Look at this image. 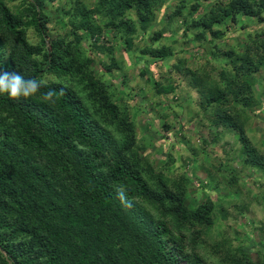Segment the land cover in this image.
Returning a JSON list of instances; mask_svg holds the SVG:
<instances>
[{
	"label": "trees",
	"instance_id": "16d2710c",
	"mask_svg": "<svg viewBox=\"0 0 264 264\" xmlns=\"http://www.w3.org/2000/svg\"><path fill=\"white\" fill-rule=\"evenodd\" d=\"M52 1L0 0V73L43 85L19 101L0 95V264H245L234 249L222 255L221 243L212 245V256L197 251L216 220L215 204L210 198L187 203L186 180L170 178L153 154L143 153L128 103L104 74L94 76L92 62L99 53L110 60L108 73L116 68L113 45L98 42L108 30L125 47L163 63L176 56L168 46L133 41L156 22L150 44L173 35L183 45L195 40L199 45L188 48L193 55L209 45L202 68L187 66L186 81L196 92L223 85L210 92L207 105L258 102L264 27L249 31L242 45L221 50L216 41L228 38L227 25L263 24L264 0H214L202 11L199 0H177L164 17L158 16L161 0H64L54 28L43 10ZM176 64L170 68L179 73L186 59ZM199 70L209 81L198 80ZM50 90L55 95L46 101ZM228 119L219 116L217 123ZM241 154L244 166L264 163L246 142Z\"/></svg>",
	"mask_w": 264,
	"mask_h": 264
},
{
	"label": "rangeland",
	"instance_id": "374dc122",
	"mask_svg": "<svg viewBox=\"0 0 264 264\" xmlns=\"http://www.w3.org/2000/svg\"><path fill=\"white\" fill-rule=\"evenodd\" d=\"M213 1L199 0V9L207 10ZM175 2L177 0H161L157 7L160 10L158 16L164 17L168 6ZM63 3L64 0H53L51 8L49 3L45 5L44 13L52 17L48 26L55 27L59 19L55 9ZM156 25L155 22L149 31L140 30L133 41L153 48L168 46L177 52L176 56L166 58L163 63L149 53H141L139 47H125L108 30L103 32L104 37L99 38L98 42L109 47L113 45L112 58L117 66L108 73L110 60L94 53V76L104 74L111 86L115 84L116 89L120 90L123 95L120 102L128 103L131 115L136 119L137 130L142 134L143 153L153 154L155 162L166 167L164 172L170 178L186 180V202L198 204L210 198L215 204L216 220L203 233L204 243L197 251L212 256V245L221 243L222 255L224 248L234 249L242 263L259 264L264 260V239L258 232L264 222V163L261 166L257 163L244 166L241 146L246 142L250 154L252 152V155L264 159V91L260 95L263 87L259 84L255 86L258 102L252 100L251 104L246 105V101L242 100V105H239L234 99H227L223 104L207 105L210 92L217 94V86L221 83L217 82L214 87L213 82L210 86L198 88L196 92L186 81L188 67L196 70L203 65L201 58L208 55L209 45L204 43L200 53L193 55L188 48L199 45L195 40L183 45L181 41L174 40L173 35L170 39L163 41L160 38L159 42L150 44L149 34ZM225 27L228 38L216 41L221 50L235 44L242 45L247 33L264 27V23L260 25L254 22L244 27L230 24ZM223 28L221 24L218 29ZM177 33L181 35V32ZM83 36L86 38V34ZM83 44L86 45V42L83 41ZM184 58L186 64L181 65V72L171 70V64L179 65V61ZM200 71L195 74L198 80L209 81L207 75ZM182 72L188 74L184 76ZM124 81L126 84L123 86L121 82ZM154 81H160L161 84L155 85ZM170 85L173 87L171 91L168 89ZM115 97L118 98L116 94ZM225 114L230 117L226 125L217 123L219 116L222 118ZM238 132L246 136L245 141L241 140ZM247 156L250 157L249 153H246Z\"/></svg>",
	"mask_w": 264,
	"mask_h": 264
},
{
	"label": "clouds",
	"instance_id": "9594fccd",
	"mask_svg": "<svg viewBox=\"0 0 264 264\" xmlns=\"http://www.w3.org/2000/svg\"><path fill=\"white\" fill-rule=\"evenodd\" d=\"M42 86V83L35 78L25 80L18 73H0V95L6 94L15 101H19L22 97L34 96ZM54 95V91L50 90L44 94V99L50 101ZM120 196L124 199L123 193H120ZM125 203L131 206L130 201H125Z\"/></svg>",
	"mask_w": 264,
	"mask_h": 264
}]
</instances>
